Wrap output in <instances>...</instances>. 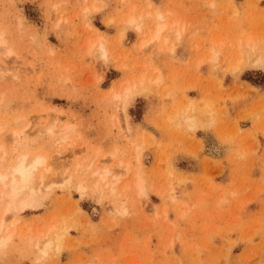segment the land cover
<instances>
[{
  "label": "rangeland",
  "instance_id": "obj_1",
  "mask_svg": "<svg viewBox=\"0 0 264 264\" xmlns=\"http://www.w3.org/2000/svg\"><path fill=\"white\" fill-rule=\"evenodd\" d=\"M0 32L3 141L47 161L0 264H264V0H0Z\"/></svg>",
  "mask_w": 264,
  "mask_h": 264
},
{
  "label": "bare ground",
  "instance_id": "obj_2",
  "mask_svg": "<svg viewBox=\"0 0 264 264\" xmlns=\"http://www.w3.org/2000/svg\"><path fill=\"white\" fill-rule=\"evenodd\" d=\"M95 4V3H94ZM96 6V5H95ZM99 8V7H98ZM159 17H162L161 13L158 14ZM128 23H131V24H136L138 28L142 29L141 28V24L139 23V20L138 18H136L135 16L131 17L128 19ZM165 27V24H159L157 26V29L155 31V33L153 34V36L151 37V39L155 40V38H157L159 36V34L161 33V31L163 30V28ZM137 28V29H138ZM139 30V29H138ZM124 36V35H123ZM5 38L3 36V33L0 32V46H2L4 43H5ZM146 43V42H145ZM147 44V43H146ZM144 45V44H143ZM9 53V52H8ZM104 55V53H102ZM256 56V55H254ZM258 56V55H257ZM259 57V56H258ZM241 58V56H239V59ZM249 58V57H248ZM247 58V59H248ZM255 59L257 57H254ZM253 58V60H254ZM251 60H249V64L250 62L252 61V58H250ZM259 59V58H258ZM257 59V60H258ZM261 59V58H260ZM264 59V58H263ZM256 60V61H257ZM247 62V61H246ZM245 62V63H246ZM261 62V61H260ZM253 63V62H251ZM261 63H264V62H261ZM242 66V64H241ZM1 67V65H0ZM4 70L3 67L0 68V73H1V70ZM234 70V69H232ZM236 71V70H235ZM3 72V71H2ZM4 74H6L5 72H3L2 74V77L4 76ZM236 74V73H235ZM128 83H129V80H128ZM136 84V82H134ZM143 83V81H142ZM134 86V84H133ZM127 89V92H130V89L126 88ZM129 90V91H128ZM137 90V89H136ZM133 90H131L132 92ZM128 94V93H127ZM131 98V97H130ZM124 102V101H123ZM186 112V111H185ZM183 113V118H185V116H188V117H191V118H187L188 120L185 121V122H190V120H192V116L193 115H185L184 111L181 112ZM181 114H180V117L182 118ZM179 117V118H180ZM184 120V119H183ZM191 124V123H189ZM192 127V126H191ZM5 125L3 124H0V214H2V216H0V230H3L2 228L4 227V221H5V217L3 215V212H2V208L4 207L3 203H6L7 206L5 208V211H9L10 209L12 208H15L17 210H20L22 209L24 206H28V205H35L34 203H38L40 201H38V191L42 189V185L45 184V180H44V173H45V169L47 167H45L46 165V156L44 155H34L32 156L30 153L28 152H24V153H18L17 155H15L14 157V154L13 152L17 150V148L19 149L18 147V141H19V137H20V134H21V131L19 130H14L13 131V134L11 135V137L13 136V138H11V142H12V147H11V150H9L10 152H8V149L6 147V144L5 142L3 141L4 137H3V131L5 129ZM54 128V127H53ZM53 128H49V129H53ZM54 131V130H53ZM61 131V130H60ZM23 132V131H22ZM26 133V132H25ZM24 133V134H25ZM23 135V134H22ZM21 135V136H22ZM66 135V134H65ZM58 136V135H57ZM65 137V136H64ZM68 138V137H67ZM60 141V140H59ZM62 141V140H61ZM65 141V140H64ZM63 142V141H62ZM61 142V143H62ZM139 150V149H138ZM141 151V150H139ZM139 156H140V153L138 152ZM137 158H138V155H136ZM140 158V157H139ZM139 161V160H138ZM125 162H121V168L124 166ZM129 163V162H128ZM132 163V162H131ZM141 163V162H140ZM80 164V163H79ZM129 165L130 164H125L124 167H126L127 171L129 169ZM82 167V165L80 166ZM91 168V166H90ZM41 171L38 173V170ZM80 169V168H79ZM78 170V168H77ZM48 171V169H47ZM87 171V169H86ZM92 171V170H91ZM75 172V171H74ZM92 175L94 176V174H97L100 178V180H105L108 179L110 176V186L112 185V183H116L118 181H120L122 178V175L121 173L119 174H115L113 173L112 169L110 168H106L105 166L102 167V168H96L92 171ZM128 173V172H127ZM46 174V173H45ZM142 175V174H141ZM92 176V177H93ZM67 177V176H66ZM114 179H113V178ZM132 177H135V181H137L136 179V176H132ZM143 177V176H142ZM135 182L134 180V183L138 184L141 188H142V183H141V178ZM37 178H39V181L37 180ZM80 178V177H79ZM97 179V178H96ZM71 180V179H70ZM86 180V179H85ZM63 181V180H62ZM132 181V182H133ZM80 182V180H79ZM85 182V181H84ZM98 182V181H97ZM101 182V181H100ZM112 182V183H111ZM44 183V184H43ZM108 183V182H107ZM53 184V183H52ZM62 184V183H61ZM66 184V183H65ZM100 184V183H99ZM105 184V183H104ZM136 184V186H138ZM144 184V183H143ZM54 185V184H53ZM80 185V184H79ZM127 186H129V184L126 185V188ZM144 186V185H143ZM49 187V186H48ZM80 187H83L82 185H80ZM85 188L87 186H84ZM114 187V186H113ZM117 187V186H116ZM114 187V188H116ZM96 188V186H95ZM113 188V189H114ZM139 188V187H138ZM144 188V187H143ZM142 188V189H143ZM143 191V190H142ZM23 194H26L25 197H22ZM46 195V194H45ZM47 196V195H46ZM44 197V196H43ZM3 205V206H2ZM77 207V206H76ZM79 208V207H78ZM4 210V209H3ZM15 210V211H17ZM80 210V209H78ZM5 213V212H4ZM5 228V227H4ZM11 238V235H6V236H1V246L4 245V243H6L8 240H10ZM52 240L50 237L47 238L46 237V240L45 239H42V240H37L36 242V247L37 248V251H39V255L42 257L41 254H43V252L41 253V251H44L46 252L47 248H50V245L52 244ZM39 249V250H38ZM39 256V257H40Z\"/></svg>",
  "mask_w": 264,
  "mask_h": 264
}]
</instances>
